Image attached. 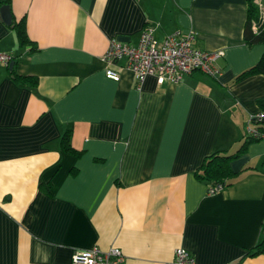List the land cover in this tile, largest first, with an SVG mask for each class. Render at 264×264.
I'll return each mask as SVG.
<instances>
[{
    "label": "crops",
    "instance_id": "0c3cea01",
    "mask_svg": "<svg viewBox=\"0 0 264 264\" xmlns=\"http://www.w3.org/2000/svg\"><path fill=\"white\" fill-rule=\"evenodd\" d=\"M3 1V0H0ZM264 5V0H262ZM31 43L19 48L0 15V264H71L76 250L118 248L124 264H172L182 248L199 264H264L250 255L264 229V137L230 163L236 174L208 194L203 160L238 150L262 110L264 76L237 83L264 46L243 41L247 0H11ZM193 30L195 46L223 51L220 73L138 89L111 40L136 45ZM70 130L65 152L61 138Z\"/></svg>",
    "mask_w": 264,
    "mask_h": 264
},
{
    "label": "built area",
    "instance_id": "2783aa9c",
    "mask_svg": "<svg viewBox=\"0 0 264 264\" xmlns=\"http://www.w3.org/2000/svg\"><path fill=\"white\" fill-rule=\"evenodd\" d=\"M259 8V24L264 22V5L262 0H255ZM257 23H253L251 29L257 32ZM196 34L193 30L186 33H174L164 40L158 41L153 36L151 28H145L136 45L121 44L111 40L104 54L107 64L105 77L114 82L120 80V74L113 70L115 63L125 62V68L132 73L137 82L138 89L147 77H155L158 84L165 82L173 85L179 84L184 77L193 72L216 77L220 73L217 60L222 58L223 51L209 52L200 50L195 46ZM14 59L8 54H0V64L10 66ZM257 121L264 120V111L255 115ZM246 136L249 138H263L255 125L250 121L246 128ZM222 186L208 188V194L214 195L223 191ZM124 257L118 248L101 250L94 246L89 249L76 250L71 257V264H124ZM172 264H199L188 251L177 248L173 254Z\"/></svg>",
    "mask_w": 264,
    "mask_h": 264
},
{
    "label": "trees",
    "instance_id": "16d2710c",
    "mask_svg": "<svg viewBox=\"0 0 264 264\" xmlns=\"http://www.w3.org/2000/svg\"><path fill=\"white\" fill-rule=\"evenodd\" d=\"M11 5V0H3L0 1V9L2 6H9ZM11 14L10 22H6L7 26L13 29L16 33L17 42L19 48H23L27 44L31 43L28 39L26 27H25V19L23 18L19 22L15 20L13 14ZM253 23H257V32L254 33L251 29ZM243 41L244 44L251 47L257 44L264 46V22L260 25L259 24V8L255 4V0H247V18L246 23L244 26V33H243ZM14 59V58H13ZM1 65V64H0ZM15 62H13V66L11 69L7 66H4L8 69V76L10 79L19 85H27L29 87H36L37 81L35 78L31 77H22L16 74L15 72ZM3 66V65H1ZM255 75H262L264 76V52L262 53L259 60L248 69L241 72L237 75L234 79V83H237L245 78L255 76ZM257 105L260 110L264 111V97L259 98L257 100ZM253 125H255L256 130L264 135V120L257 121L255 116L251 117L249 120ZM249 124V123H248ZM70 130H66L61 138V147L62 149L70 154H74L79 156L81 152L75 151L71 146L70 141ZM259 138H244V142L240 145L238 150L235 152L229 153L228 151H218L210 156L206 157L199 169L195 172V178L200 181L204 182L208 185V188L222 186L226 188L229 185V181L236 176L230 169V163L238 158L241 154H243L246 150V146L253 142L258 141ZM264 252V229L262 238L259 243L255 246L254 249L250 252V255H257Z\"/></svg>",
    "mask_w": 264,
    "mask_h": 264
},
{
    "label": "water",
    "instance_id": "95a60500",
    "mask_svg": "<svg viewBox=\"0 0 264 264\" xmlns=\"http://www.w3.org/2000/svg\"><path fill=\"white\" fill-rule=\"evenodd\" d=\"M0 15H1V17L3 18L4 21L10 22L11 14H10L9 6H2L1 9H0ZM12 66H13V64H11L9 66V68L11 69Z\"/></svg>",
    "mask_w": 264,
    "mask_h": 264
}]
</instances>
